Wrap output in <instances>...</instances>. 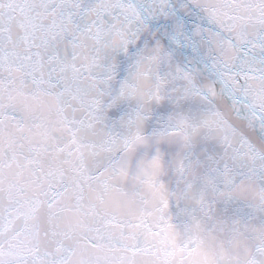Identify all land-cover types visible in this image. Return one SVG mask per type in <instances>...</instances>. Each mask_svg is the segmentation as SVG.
Here are the masks:
<instances>
[{
	"label": "snow or ice",
	"instance_id": "snow-or-ice-1",
	"mask_svg": "<svg viewBox=\"0 0 264 264\" xmlns=\"http://www.w3.org/2000/svg\"><path fill=\"white\" fill-rule=\"evenodd\" d=\"M0 264H264V0H0Z\"/></svg>",
	"mask_w": 264,
	"mask_h": 264
}]
</instances>
